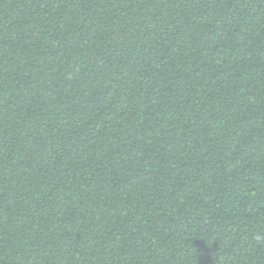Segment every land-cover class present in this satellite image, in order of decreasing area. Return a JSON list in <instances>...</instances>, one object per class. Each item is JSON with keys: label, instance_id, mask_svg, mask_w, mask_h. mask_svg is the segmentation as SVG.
<instances>
[{"label": "trees", "instance_id": "obj_1", "mask_svg": "<svg viewBox=\"0 0 264 264\" xmlns=\"http://www.w3.org/2000/svg\"><path fill=\"white\" fill-rule=\"evenodd\" d=\"M0 264H264V0H0Z\"/></svg>", "mask_w": 264, "mask_h": 264}]
</instances>
